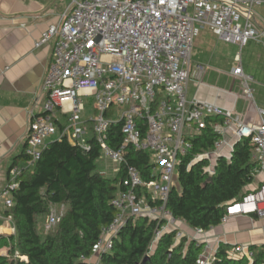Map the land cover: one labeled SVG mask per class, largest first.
<instances>
[{
	"label": "built area",
	"instance_id": "2783aa9c",
	"mask_svg": "<svg viewBox=\"0 0 264 264\" xmlns=\"http://www.w3.org/2000/svg\"><path fill=\"white\" fill-rule=\"evenodd\" d=\"M261 7L264 0H71L59 22L51 24L37 42L40 46L54 39V58L44 82L46 102L30 123L25 151L28 167L13 165L1 194L7 198V207L14 205L18 176L23 169L35 167L51 139L67 137L89 149L95 135L103 156L116 164L117 174L122 169L126 174L112 200L117 210L114 220L103 228L92 255L82 260L101 264L128 221L143 216L157 221L148 255L166 231H174L176 243L186 238L205 249L196 264H214L221 245L212 247L208 230L202 227L187 233L183 227L187 222L167 205L169 196L178 184L180 164L208 126L218 139L211 150L196 153L191 164L209 160L206 170L212 176L231 130L238 140L251 138L253 158L264 169V109L258 108L260 121L247 123L215 102L189 99L195 31L202 24L241 49L251 40L264 45V27L254 24L255 12ZM203 70L198 65L195 73ZM233 74L241 78L243 92L253 99L254 77L241 63ZM87 97L94 99L96 114L82 118ZM119 123L123 138L115 147L109 143V132ZM131 151L150 154L152 179L145 180L130 163ZM240 215L264 218V182L229 203L221 224ZM58 222L53 207L47 230ZM230 255L253 263L256 251L239 244Z\"/></svg>",
	"mask_w": 264,
	"mask_h": 264
},
{
	"label": "trees",
	"instance_id": "16d2710c",
	"mask_svg": "<svg viewBox=\"0 0 264 264\" xmlns=\"http://www.w3.org/2000/svg\"><path fill=\"white\" fill-rule=\"evenodd\" d=\"M122 138V124H113L109 143L116 147ZM217 139L210 126L194 139L193 150L179 166L180 186L171 190L167 204L189 226L205 230L219 225L227 205L249 192L246 188L259 170L249 137L235 143L230 158H218L211 177L206 170L209 160L191 164L196 153L211 150ZM89 142L91 147L85 149L67 137L55 139L33 171L23 169L19 187L13 191L14 205L4 211L6 217H13L16 232L0 234V264H87L82 258L92 255L103 228L116 216L112 200L126 174L122 169L116 177L107 176L99 165L103 153L95 135ZM128 158L145 180L152 179L154 163L149 153L131 151ZM61 205L66 206V213L47 230L52 208ZM156 226L157 221L147 217L131 218L101 264H196L202 247L186 238L176 243L174 231H166L146 259ZM263 262L264 250L250 263L231 256L228 247L221 245L214 264Z\"/></svg>",
	"mask_w": 264,
	"mask_h": 264
},
{
	"label": "crops",
	"instance_id": "0c3cea01",
	"mask_svg": "<svg viewBox=\"0 0 264 264\" xmlns=\"http://www.w3.org/2000/svg\"><path fill=\"white\" fill-rule=\"evenodd\" d=\"M70 3L71 0H0L1 186L9 182L13 165L28 167L25 151L30 123L32 115L39 113L46 102L44 82L54 58V39L40 46L37 42L51 24L59 22ZM254 24L264 27V7L257 8ZM240 63L254 77L253 99L245 95L241 78L233 74V68ZM198 65L204 66V70L196 74ZM188 97L215 102L232 110L244 122L260 121L258 108L264 109L263 43L251 40L241 49L237 44L221 40L210 28L197 24ZM227 140L221 155L230 158L239 140L231 130ZM177 180L179 187V173ZM263 182L264 169L259 167L246 189L256 190ZM6 218L4 213L0 215V234H13ZM186 224L185 231L192 233L193 227ZM207 239L212 247L225 245L230 252L236 245L245 244L257 254L264 250V218L232 217L227 223L209 229Z\"/></svg>",
	"mask_w": 264,
	"mask_h": 264
},
{
	"label": "rangeland",
	"instance_id": "374dc122",
	"mask_svg": "<svg viewBox=\"0 0 264 264\" xmlns=\"http://www.w3.org/2000/svg\"><path fill=\"white\" fill-rule=\"evenodd\" d=\"M84 100H85L86 105H87V111L83 112L80 116L82 118H88L89 116L95 115L96 114V108L94 106V102H95L94 99L91 98V97H87V98H84ZM99 165H100L101 170L107 176H109L111 178L116 177V175H117L116 164L110 158H108V157H106L104 155L103 158L101 159V161L99 162ZM32 168H34V166H32ZM7 184H8V181L3 186L0 185V215H3L4 211L6 209H8V207L6 205V199L7 198L6 197H3L1 195L2 192H3V190L5 189V187L7 186ZM8 198H12V194H10L8 196ZM54 211L59 216V221H60L61 217H63L64 214L66 213V206L65 205L54 206ZM6 221H7V224H9V222H10L11 226L10 225H8V226H10L11 232H13V234H14V232L16 231V227L14 225L13 217L10 219L7 216ZM202 250L200 252L201 254L203 252ZM2 251L3 252H6V249H4Z\"/></svg>",
	"mask_w": 264,
	"mask_h": 264
},
{
	"label": "water",
	"instance_id": "95a60500",
	"mask_svg": "<svg viewBox=\"0 0 264 264\" xmlns=\"http://www.w3.org/2000/svg\"><path fill=\"white\" fill-rule=\"evenodd\" d=\"M149 258H150V256H149V255H147V256H146V259H149Z\"/></svg>",
	"mask_w": 264,
	"mask_h": 264
}]
</instances>
